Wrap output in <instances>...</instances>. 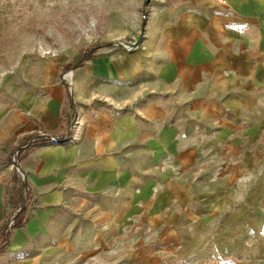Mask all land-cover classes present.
Wrapping results in <instances>:
<instances>
[{
	"label": "crops",
	"instance_id": "obj_1",
	"mask_svg": "<svg viewBox=\"0 0 264 264\" xmlns=\"http://www.w3.org/2000/svg\"><path fill=\"white\" fill-rule=\"evenodd\" d=\"M256 24L242 16V0L165 4L150 11L133 51L72 65L69 86L51 77L26 110L2 119L0 259L37 262L26 249L42 246L56 225L68 223L64 217L114 216L120 207L126 216L147 206L149 215L160 213L171 200L174 171L196 161L193 121H212L214 144L241 118L253 85L248 72L262 69V47L249 49L242 29L256 32ZM71 119L70 140L20 149L21 174L14 170L10 155L24 140L39 131L62 135ZM24 184L22 223L3 234Z\"/></svg>",
	"mask_w": 264,
	"mask_h": 264
},
{
	"label": "rangeland",
	"instance_id": "obj_2",
	"mask_svg": "<svg viewBox=\"0 0 264 264\" xmlns=\"http://www.w3.org/2000/svg\"><path fill=\"white\" fill-rule=\"evenodd\" d=\"M178 1L0 0V121L72 65L133 51L150 11ZM242 16L256 19L257 33L242 30L249 49L262 47V69L248 72L253 85L228 135L212 144V121H193L196 161L174 171L160 213L64 217L42 246L26 249L39 257L32 264H264V0H242ZM18 256L0 264H19Z\"/></svg>",
	"mask_w": 264,
	"mask_h": 264
},
{
	"label": "built area",
	"instance_id": "obj_3",
	"mask_svg": "<svg viewBox=\"0 0 264 264\" xmlns=\"http://www.w3.org/2000/svg\"><path fill=\"white\" fill-rule=\"evenodd\" d=\"M61 77L64 78V81L69 86L70 85L69 84L70 70L63 73ZM74 124H75V119H71L70 123L67 124L66 129L62 135H50L42 131H39L33 135H30L26 140H24L21 143L20 148L14 150L11 153L10 155L11 166L14 168V170H16L18 173L21 174L20 169L18 167V163H17V158H18L20 149L25 148L28 145L38 143V142H50V143L66 142L72 138ZM19 197H20V201L17 203L13 211L9 213V215L7 216L5 220V223L2 229L3 234H7L10 231L15 221V215L26 205V203L29 202L28 190L25 184L23 185L22 192L19 195Z\"/></svg>",
	"mask_w": 264,
	"mask_h": 264
},
{
	"label": "trees",
	"instance_id": "obj_4",
	"mask_svg": "<svg viewBox=\"0 0 264 264\" xmlns=\"http://www.w3.org/2000/svg\"><path fill=\"white\" fill-rule=\"evenodd\" d=\"M86 56H88L87 54L84 56V58H87ZM89 57V56H88ZM23 217H24V209H22L20 212H18L16 215H15V221H14V224L12 227H16V226H19L21 225L22 223V220H23ZM3 245H4V242L3 240H0V250L3 248Z\"/></svg>",
	"mask_w": 264,
	"mask_h": 264
},
{
	"label": "water",
	"instance_id": "obj_5",
	"mask_svg": "<svg viewBox=\"0 0 264 264\" xmlns=\"http://www.w3.org/2000/svg\"><path fill=\"white\" fill-rule=\"evenodd\" d=\"M143 23H144V21H142L141 29L139 31V34H138V37H137L136 41L131 44L130 48H136L138 46V44L140 43V40H141V37H142Z\"/></svg>",
	"mask_w": 264,
	"mask_h": 264
},
{
	"label": "bare ground",
	"instance_id": "obj_6",
	"mask_svg": "<svg viewBox=\"0 0 264 264\" xmlns=\"http://www.w3.org/2000/svg\"><path fill=\"white\" fill-rule=\"evenodd\" d=\"M76 131V130H75ZM77 134V133H76Z\"/></svg>",
	"mask_w": 264,
	"mask_h": 264
}]
</instances>
